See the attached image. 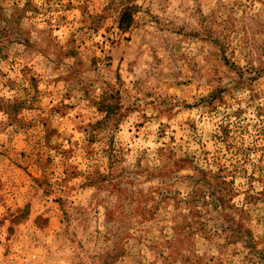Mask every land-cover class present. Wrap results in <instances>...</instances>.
I'll return each instance as SVG.
<instances>
[{
  "label": "rangeland",
  "instance_id": "374dc122",
  "mask_svg": "<svg viewBox=\"0 0 264 264\" xmlns=\"http://www.w3.org/2000/svg\"><path fill=\"white\" fill-rule=\"evenodd\" d=\"M0 264H264V0H0Z\"/></svg>",
  "mask_w": 264,
  "mask_h": 264
},
{
  "label": "trees",
  "instance_id": "16d2710c",
  "mask_svg": "<svg viewBox=\"0 0 264 264\" xmlns=\"http://www.w3.org/2000/svg\"><path fill=\"white\" fill-rule=\"evenodd\" d=\"M127 11L128 10H126V12H123L122 15H123V17L125 16V18L128 17V19H129V14L127 13ZM119 26H121L123 28V27L127 26V24L125 25L124 21L121 19L119 22Z\"/></svg>",
  "mask_w": 264,
  "mask_h": 264
}]
</instances>
